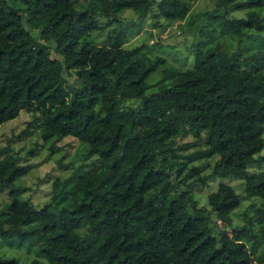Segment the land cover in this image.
<instances>
[{
	"label": "trees",
	"instance_id": "1",
	"mask_svg": "<svg viewBox=\"0 0 264 264\" xmlns=\"http://www.w3.org/2000/svg\"><path fill=\"white\" fill-rule=\"evenodd\" d=\"M196 1L161 0L153 25L191 21ZM153 5L0 0V127L29 110L45 142L74 136L91 159L57 177L50 200L36 208L17 183L34 165L16 154L0 158V192L12 198L0 210V238L35 252L26 263L0 256V264H79L93 247L109 252L100 264H264V169L249 171L264 162L256 157L264 150V45L249 53L208 46L194 32L195 63L180 67L150 55L147 43L128 45L125 30L113 28L106 45L93 39L108 24L103 18L120 22L125 9L144 18ZM254 7L264 0H218L215 13L249 9L225 18L222 33L261 34L264 11ZM188 136L195 139L183 142ZM214 177L244 179L246 196L260 200L244 224L233 225L242 204L233 185L209 193V207L188 189Z\"/></svg>",
	"mask_w": 264,
	"mask_h": 264
},
{
	"label": "rangeland",
	"instance_id": "2",
	"mask_svg": "<svg viewBox=\"0 0 264 264\" xmlns=\"http://www.w3.org/2000/svg\"><path fill=\"white\" fill-rule=\"evenodd\" d=\"M160 1L154 0L153 8L148 16L144 18L140 17L133 9H125L119 13L120 22H108V19L103 18V22L108 24L104 29L94 31L92 33L93 39L99 45H106L109 43V32L113 28L125 30L130 36L128 45L147 43L150 55L163 56L169 64L180 67H190L195 63V57L191 50L192 44L195 42L194 32L202 31L198 40L208 46L222 43L236 50L243 47L245 48L243 51L249 53L255 47L258 48L264 45V31L261 34L258 33L257 37L244 35L242 38H234L230 34L222 33L225 18L246 17L249 11L247 8L233 9L229 13L226 12V9H222L215 13L218 0H197L191 10V21L188 20L184 24V21L161 20L160 24L155 27L152 15ZM79 2L83 3L84 0H79ZM254 9L260 12L264 11V7H254ZM209 14L214 15L210 17ZM159 77L158 72L151 76L149 80L151 87L148 89V94L156 90L160 80ZM194 139L193 136H188L183 139V142L193 141ZM54 145H58L60 149L54 150ZM0 148L7 149L5 152H0V158L6 154H16L22 164L34 165L30 173L19 179L17 183L22 186L21 198L30 200L36 208H41L50 200L53 181L57 177H67L80 167L87 169L91 163L90 158H85L87 146L81 144L74 136H67L60 140L54 138L45 142L40 135L39 116L29 110H23L17 118L1 125ZM259 156L264 157V150L256 155V157ZM216 160L217 158L210 160L211 166L205 168L202 175L211 173ZM262 169H264L263 160L249 167L250 172ZM223 182L233 185L242 198L241 206L232 214L233 225H242L245 222V213L252 214L255 205L260 203L258 198L249 199L246 196L244 179L214 177L209 179L205 185H191L188 189L194 193L201 206L209 207V193L215 191L218 185ZM11 200L8 190L0 192V210L6 208ZM215 219L217 218L215 217ZM213 223L218 229H221L224 225L221 221L217 224L216 220H213ZM0 256L16 258L26 263L34 259L35 252L32 248L12 247L8 244V241L0 238ZM108 257L109 252L107 249L93 247L82 253L79 264H100L106 261Z\"/></svg>",
	"mask_w": 264,
	"mask_h": 264
}]
</instances>
